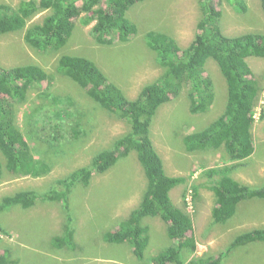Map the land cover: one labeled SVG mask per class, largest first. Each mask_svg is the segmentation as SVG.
<instances>
[{"label":"rangeland","instance_id":"374dc122","mask_svg":"<svg viewBox=\"0 0 264 264\" xmlns=\"http://www.w3.org/2000/svg\"><path fill=\"white\" fill-rule=\"evenodd\" d=\"M21 1L0 0V3L17 6ZM245 1L247 11L237 13L227 2L215 0L222 13L219 22L224 34H264L261 0ZM48 13L42 11L37 14L22 31L0 36V64L6 68L38 65L52 77L50 90H36L34 87L29 92L27 102L20 106L17 119L32 153L49 163L52 170L39 178L14 176L8 171L6 158L0 151L3 166L0 204L6 196L21 191L46 193L58 179L91 166L96 155L112 149L115 141L129 130L126 121L93 101L72 79L59 73L62 55L93 60L129 98L135 99L144 86L154 82L163 72L157 64L155 52L145 42V35L163 32L185 48L193 41L197 23L202 17L198 0H146L132 6L126 14L138 29L129 42L121 43L116 39L112 44H99L91 33L94 23L87 26L77 19L66 45L57 52L43 54L31 47L24 37L27 28L41 23ZM248 62L262 87L252 128L255 151L231 176L252 187H263L264 59L252 57ZM205 76L212 79L215 89V100L208 112L191 113L185 88L178 98L158 110L151 126V137L163 159L166 174L186 178V182L172 189L169 195L172 202L193 220L197 250L190 258L217 256L230 246L237 235L264 227V200L258 198L240 204L226 224L213 222L216 196L208 188L210 181L205 172L236 162L229 161L224 150L188 152L185 148L187 135L206 128L226 108V80L213 59L207 60ZM44 91L66 101L70 98L71 106L67 103L61 105L68 107L72 117L77 114L81 120L85 133L77 140L68 141L70 133L60 143L46 139L56 131L62 134L61 138L66 133L57 130L61 120L56 117V104L42 95ZM35 111L37 115L32 118ZM146 186L147 180L137 153L131 152L105 173L94 172L88 186L74 185L69 194V212L61 202L49 200H37L28 209L13 206L0 212V256H4V264H149L153 256L171 244L166 224L160 218L149 217L144 221L150 227L151 236L142 261L133 254L129 244H111L103 238L105 232L119 226L140 204ZM194 186L199 187L195 198ZM69 215L75 231V251L65 247L56 249L52 244L53 237L63 233ZM223 264H264V242L233 250Z\"/></svg>","mask_w":264,"mask_h":264},{"label":"trees","instance_id":"16d2710c","mask_svg":"<svg viewBox=\"0 0 264 264\" xmlns=\"http://www.w3.org/2000/svg\"><path fill=\"white\" fill-rule=\"evenodd\" d=\"M144 1L22 0L17 6L0 3V36L24 30L37 14L49 11L41 23L30 26L25 32V41L38 52L53 53L65 46L77 19L87 26L94 23L91 33L99 44H112L116 39L126 43L138 32L137 26L126 14L132 6ZM198 1L202 17L197 23L195 37L187 47H181L174 37L163 32H148L145 35V42L155 52L157 64L163 72L154 82L144 86L135 99L129 98L93 60L72 55L60 57L59 73L72 79L93 101L126 121L129 130L115 141L112 149L96 155L91 166L58 179L46 193L27 190L6 196L1 201L0 212L13 206L28 209L37 200L61 202L69 212V194L74 185L88 186L94 172L105 173L119 159L136 152L147 186L140 204L119 226L104 233L106 242L129 244L133 254L142 261L150 243V227L144 224L149 217H158L165 222L171 241L169 246L152 257L149 264H223L233 250L264 242V227L254 228L237 235L230 246L217 256L190 258L197 250L193 220L172 202L169 195L172 189L185 183L186 178L166 174L163 159L151 137L152 122L158 110L178 98L185 88L188 90L191 113H206L211 109L215 89L212 79L205 76V66L208 59H213L226 80V108L206 128L187 135L184 138L185 148L188 152L224 150L228 160L236 162L205 172L210 181L208 188L216 196L212 209L215 224H226L244 201L254 198L264 200V186L252 187L231 176L255 151L252 128L262 87L248 59H264V34L228 36L220 26L222 13L215 0ZM222 1L237 13L247 11L245 0ZM261 2L264 10V0ZM51 84L52 77L38 65L6 68L0 64V151L6 158L8 171L14 176L39 178L52 170L49 163L32 153L17 122L20 106L27 102L29 92L34 87L36 90H50ZM42 95L50 98L53 105L56 104V117L61 120L57 130L66 133L62 138L57 131L47 138L44 136L49 142L60 143L68 133V141L77 140L85 133L78 115L72 117L73 113L67 107L72 105L70 98L66 101L46 91ZM63 103L68 105L65 107L61 105ZM36 115L37 112H33L32 118ZM2 167L0 163V178ZM198 188H193L194 198L198 196ZM52 244L56 249L65 247L75 251L77 243L71 215L66 220L63 233L53 237ZM4 262V256H0V264Z\"/></svg>","mask_w":264,"mask_h":264},{"label":"built area","instance_id":"2783aa9c","mask_svg":"<svg viewBox=\"0 0 264 264\" xmlns=\"http://www.w3.org/2000/svg\"><path fill=\"white\" fill-rule=\"evenodd\" d=\"M188 201H189V205L191 206V198H189Z\"/></svg>","mask_w":264,"mask_h":264}]
</instances>
